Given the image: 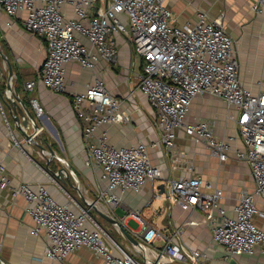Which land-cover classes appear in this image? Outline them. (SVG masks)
<instances>
[{"label": "built area", "instance_id": "2783aa9c", "mask_svg": "<svg viewBox=\"0 0 264 264\" xmlns=\"http://www.w3.org/2000/svg\"><path fill=\"white\" fill-rule=\"evenodd\" d=\"M66 6L72 7L73 17L67 15ZM251 10L264 17V0H253ZM23 11L27 13L25 29L44 40L48 51L37 81L28 82L27 90L39 83L54 92H63L69 63L91 71L100 62L116 66V36L128 38L143 61L139 90L157 111L163 130L160 139L150 146L140 142L116 147L109 143L106 131L97 137L103 127L128 121L122 101L113 96L104 80L96 79L94 85L73 96L89 157L86 165L99 167L105 181L95 204L120 206L128 192L139 194L148 181L161 179V171L151 164L150 147H163L176 167L184 162L185 154L175 145L176 131L180 129L226 161L233 152V138L219 139L207 121L184 123L194 100L208 95L237 110L243 145L235 156L251 170L255 190L242 192L230 212L220 205L222 191L204 182L201 176L168 181L167 197L185 211L218 213L219 220L213 223V242L223 249L227 259L257 253L264 256V232L252 221L261 214L255 198L264 199V81L257 80L254 89L243 85L235 41L223 19L211 20L200 11L196 24L177 27L167 0H0V13L12 18ZM32 106L37 117L42 118L43 108L38 102ZM3 117L0 95V118ZM6 171L0 163V189L10 185ZM11 196L14 200L21 196L30 204L27 211L34 222L31 235L45 236L44 257L51 261L62 262L80 249L92 251L106 264H167L169 259L202 264L208 259L203 252L184 245L181 230L174 238L164 240L163 248H154L164 236L144 223L137 236L151 251H133L144 257V262H139L111 240L89 211L60 203L46 185L23 181L12 189ZM0 264H7L1 256Z\"/></svg>", "mask_w": 264, "mask_h": 264}, {"label": "crops", "instance_id": "0c3cea01", "mask_svg": "<svg viewBox=\"0 0 264 264\" xmlns=\"http://www.w3.org/2000/svg\"><path fill=\"white\" fill-rule=\"evenodd\" d=\"M167 4L177 27L196 24L200 11L206 12L211 20L222 18L225 29L235 41L243 85L254 89L257 80L264 81V17L254 13L251 6H248L249 10H237V14H234L229 8L236 5L237 9L238 2L228 0H167ZM65 10L68 16H74L71 6H66ZM228 12H231L230 15ZM26 15L23 11L11 18L0 13V49L12 66V83L19 96L28 102L34 113L32 103L38 102L44 116L38 118L41 129L31 142L26 140L24 133H33L32 127L25 131L21 129L4 105L5 117L0 118V163L6 166L10 185L0 189V256L7 264H106L103 258L88 249H80L62 262L46 259L45 236L31 235L34 222L27 211L30 204L21 196L14 200L11 191L23 181L34 185L44 184L60 203H69L75 210L89 211L91 214L89 204L97 202L98 192L105 186V181L99 167L86 165L89 157L82 125L73 108V96L94 85L96 79L104 80L113 96L122 101V111L127 114L128 121L103 127L97 137L106 131L109 143L116 147H128L140 142L150 146L160 139L163 130L157 111L139 90L143 61L135 54L128 38L116 36L119 54L116 66L100 62L91 71L76 63H69L63 92H54L39 83L27 90L25 85L28 82L37 81L48 51L44 40L25 29ZM236 15L239 18L232 20ZM2 63L5 76H0V87L6 92L8 67L5 61ZM237 115L234 107L220 99L208 95L197 97L184 123L190 125L207 121L219 139L233 138V152L228 159L221 161L206 144L196 142L183 129L177 130L175 145L179 152L185 154L184 162L177 168L172 157L166 156L163 147H150L151 164L161 171V179L148 181L139 194L128 192L120 206L98 204L105 206L101 211L120 220L133 235L139 233L144 223L157 228L164 239L154 244L156 249L163 248L165 241L174 238L175 233L181 230L182 241L187 248L206 254L210 264H228L230 259L213 242V223L219 220L218 213L185 211L170 202L166 187L170 180L201 176L204 182L222 191L220 205L229 212L239 203L242 192H254L255 181L251 170L235 156L243 145ZM35 141L44 147H51L55 157L49 151L42 153ZM48 163L54 172L64 166L69 174L74 173L70 174L71 184L64 185L51 177L46 170ZM255 205L264 215V199L256 197ZM261 214L255 215L252 221L264 232V216ZM131 223L136 224V229L130 228ZM109 237L136 260L144 262V257L133 253L136 249L123 234L120 239ZM148 258L155 259L150 255ZM235 259L239 264H264V256L260 253Z\"/></svg>", "mask_w": 264, "mask_h": 264}, {"label": "water", "instance_id": "95a60500", "mask_svg": "<svg viewBox=\"0 0 264 264\" xmlns=\"http://www.w3.org/2000/svg\"><path fill=\"white\" fill-rule=\"evenodd\" d=\"M2 61H5L8 67V84H7V91L2 92L0 91V95L2 97V100L8 109L9 114L13 118V120L18 124V126L21 129H28L30 126L32 127L33 133L28 134L25 132L26 140L34 142L36 136L40 132V124L38 121V117L36 113L32 110L30 105L27 101L22 99L19 96V93L17 92L16 87L12 83V77L14 76L12 66L9 62V59L3 54V52L0 49V76H5V67L2 63ZM36 146L40 149L42 153H45L46 151L51 152V156L55 157V154L51 147H44L40 144H38L36 141ZM52 158L49 159V162ZM46 170L51 175V177L55 178L56 180H59L64 185L71 184L70 174L74 175V173L68 172V170L62 166L57 172H54L50 169V165L48 163ZM89 207L94 209L103 219L111 223L112 225L118 227L122 234L125 236L127 241L134 247L135 249H140L143 252L151 251V249L144 244L137 235H133L131 232H129L122 222L118 220L117 218L102 212L98 209V207L95 204H89ZM153 251V250H152ZM228 264H239L238 261L235 258H231L228 261Z\"/></svg>", "mask_w": 264, "mask_h": 264}, {"label": "rangeland", "instance_id": "374dc122", "mask_svg": "<svg viewBox=\"0 0 264 264\" xmlns=\"http://www.w3.org/2000/svg\"><path fill=\"white\" fill-rule=\"evenodd\" d=\"M210 2L215 1V0H209ZM228 1H233V2H238L237 5V9H236V5H232V7L229 8V4H228V8L229 10L234 13L237 14V10L239 12V10H249L248 6H252L253 4V0H228ZM234 4V3H233ZM250 8V7H249ZM230 12V13H231ZM230 13L228 12V15H230ZM237 16V15H236ZM234 16L232 20L239 18L238 16L236 17ZM236 22V21H235ZM238 22V21H237ZM0 90L3 91V87H0ZM4 103V102H3ZM5 105V104H4ZM96 206L98 204H95ZM98 207V206H97ZM103 208H105V206L102 205ZM91 215L106 229L107 233H109V235L115 240L120 239V237L122 236L121 231L118 227L112 225L111 223H109L108 221H106L105 219H103L94 209H92L91 211ZM130 228H132L133 230L136 229V224L135 223H131ZM121 234V235H120ZM167 264H181L178 261H174L172 259H169ZM202 264H210V261L207 259L205 260Z\"/></svg>", "mask_w": 264, "mask_h": 264}, {"label": "bare ground", "instance_id": "6f19581e", "mask_svg": "<svg viewBox=\"0 0 264 264\" xmlns=\"http://www.w3.org/2000/svg\"><path fill=\"white\" fill-rule=\"evenodd\" d=\"M98 208L100 209V210H102L103 208H102V206H98Z\"/></svg>", "mask_w": 264, "mask_h": 264}, {"label": "trees", "instance_id": "16d2710c", "mask_svg": "<svg viewBox=\"0 0 264 264\" xmlns=\"http://www.w3.org/2000/svg\"><path fill=\"white\" fill-rule=\"evenodd\" d=\"M1 91V90H0ZM3 92V91H2Z\"/></svg>", "mask_w": 264, "mask_h": 264}]
</instances>
